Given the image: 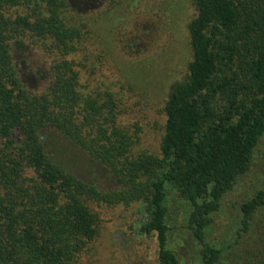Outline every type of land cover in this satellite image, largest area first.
Segmentation results:
<instances>
[{
    "label": "trees",
    "instance_id": "obj_1",
    "mask_svg": "<svg viewBox=\"0 0 264 264\" xmlns=\"http://www.w3.org/2000/svg\"><path fill=\"white\" fill-rule=\"evenodd\" d=\"M193 1L192 60L169 91L160 155L135 156L114 97L80 92L79 71L66 57L88 30L67 22L70 0H0V264H74L100 233L89 201L142 203L160 264H182L170 241V190L190 205L187 229L199 249L193 264L222 260L208 230L264 135V0ZM36 39L51 40L62 54L40 72L46 83L39 90L16 63L23 44ZM52 135L87 152L122 185L105 189L77 174ZM263 206L264 189L242 203L240 236Z\"/></svg>",
    "mask_w": 264,
    "mask_h": 264
},
{
    "label": "rangeland",
    "instance_id": "obj_2",
    "mask_svg": "<svg viewBox=\"0 0 264 264\" xmlns=\"http://www.w3.org/2000/svg\"><path fill=\"white\" fill-rule=\"evenodd\" d=\"M63 15L88 30L85 43L66 58L79 71L80 92L104 101L111 94L118 124L133 137L132 154L160 155L164 111L173 83L186 78L192 51L188 24L197 10L193 0H70ZM24 43L16 63L31 87L43 89L48 67L62 56L51 40ZM46 46L48 50H45ZM43 74V73H42ZM44 74V75H45ZM46 76V75H45ZM48 76V75H47ZM65 163L105 189L122 185L118 176L71 141L52 135ZM264 189V135L250 169L223 197L208 230L209 241L224 249L218 264H264V206L248 233L239 235L241 205ZM100 217V233L74 264H160L149 216L142 203L109 205L88 202ZM170 241L182 264L197 262L198 245L188 228L190 205L169 192Z\"/></svg>",
    "mask_w": 264,
    "mask_h": 264
}]
</instances>
